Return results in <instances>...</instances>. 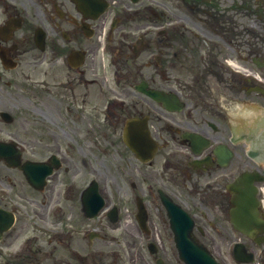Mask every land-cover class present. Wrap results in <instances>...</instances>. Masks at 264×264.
I'll list each match as a JSON object with an SVG mask.
<instances>
[{
  "label": "flooded vegetation",
  "instance_id": "af4514ba",
  "mask_svg": "<svg viewBox=\"0 0 264 264\" xmlns=\"http://www.w3.org/2000/svg\"><path fill=\"white\" fill-rule=\"evenodd\" d=\"M263 33L264 0H0V97L39 98L38 137L53 121L56 143L37 158L24 142L25 161L43 162L20 185L30 195L15 191L18 169H0L13 190L0 203L18 220L29 201L46 207L13 264H187L203 250L264 264V231L235 225L231 188L255 165L233 119L263 120L245 114L264 108ZM96 190L104 204L89 217Z\"/></svg>",
  "mask_w": 264,
  "mask_h": 264
},
{
  "label": "rangeland",
  "instance_id": "374dc122",
  "mask_svg": "<svg viewBox=\"0 0 264 264\" xmlns=\"http://www.w3.org/2000/svg\"><path fill=\"white\" fill-rule=\"evenodd\" d=\"M264 35V33H263ZM33 92L35 91V88L33 87L31 89ZM30 91V90H28ZM27 95V93H26ZM25 94L22 93L20 90H15L12 89L11 90V94L10 95H6V96H2L0 97L2 104L0 105V109H4V110H8V112L13 116V118L15 119L14 121L8 123L7 125L3 122H0V128L2 130H4L5 132L3 133L0 130V134L3 136H7L10 134H15L16 137H18L22 142H27L28 144H31V147L36 150L35 151V156L37 158L42 157L43 155H45L46 153L50 152L51 146L55 147V139H54V128H53V121H51V128L53 129L52 132H46V130H44L45 128H43V133L41 134L40 137H38L39 133H41L39 130L40 127V121L41 118L40 116H43L42 113V108L43 106L41 105V101L38 99H26ZM46 111H49L47 108H45ZM50 111L52 112V109L50 108ZM49 113L46 112L44 113L45 115ZM52 117V113L50 115ZM31 129L34 132V135L32 138L29 137V134L31 132ZM39 130V131H38ZM9 132V133H7ZM28 139V140H27ZM35 139V140H34ZM38 140H41L40 142ZM45 142V143H42ZM46 141L48 143H46ZM46 145V146H45ZM37 146V147H36ZM36 147V148H35ZM41 155V156H40ZM22 157L23 160L26 157V152L22 153ZM88 159V157H87ZM0 169L3 173H10L11 170H8L5 165L3 163L0 162ZM17 174L14 175V179L15 177L18 175L19 179L14 180L16 183H18L19 186L14 185L15 191H21V192H26L28 193V195H30V191L29 189L24 186V188H21L20 185H22V183H25V176L24 173H22L21 171H14ZM89 174V173H88ZM84 177H81V179H83ZM16 194V193H15ZM42 195L40 196V199L42 198ZM27 207L28 209L26 211H21L19 213V220L16 222V224L14 225V227L10 230L11 232H9L5 238L3 240L0 241V264H4V259H3V251L5 250V245L8 246L7 244L11 242L12 236L16 237L17 239L22 237V234L17 235V231L20 230V225L22 224V222L24 223V220H28V226L29 228H25L24 229V233H33V231L35 230V228L37 227V224H40V222H38L37 220V216H33L32 214H34L36 211L37 212H45L46 211V207L44 206L43 209L41 208V204H34L31 203V201H29L27 203ZM67 213V212H66ZM22 217V218H21ZM68 213L66 215H64L62 218L57 219L56 221L58 223L60 222H64L63 224L66 223V221H68ZM71 222V221H69ZM84 219L82 217H80V220L77 221L76 223L81 224L84 223ZM75 223V222H74ZM57 224V223H56ZM60 225V224H58ZM23 234V236L25 235ZM37 234H40L39 232ZM44 235L43 233H41L40 236ZM39 236V237H40ZM48 235H46L47 237ZM15 238V240L12 242V244H10V247H12L17 239ZM38 238V237H37ZM44 237H40V239H38L37 243H44ZM13 240V239H12ZM71 244L75 247L74 245V241L71 242ZM35 246V245H34ZM45 246V245H44ZM66 247V246H65ZM62 247L59 246V250ZM59 253H61V251H59ZM66 253V252H65ZM65 253L61 254L62 258L64 257ZM53 256H57L59 258V256L56 254V251L54 252ZM11 263L13 264L14 262H17V259H10Z\"/></svg>",
  "mask_w": 264,
  "mask_h": 264
},
{
  "label": "water",
  "instance_id": "95a60500",
  "mask_svg": "<svg viewBox=\"0 0 264 264\" xmlns=\"http://www.w3.org/2000/svg\"><path fill=\"white\" fill-rule=\"evenodd\" d=\"M8 162L10 163V165H17L18 162L14 159L10 160L8 159ZM251 176V174L249 173H245L242 177V178H245V177H249ZM240 184V187H245L246 186V183L244 182H239ZM14 221V217L13 215H9L7 213H5L1 208H0V235H1V232H3V230H6V229H9L11 227V224L13 223ZM190 264H195V261H193L192 259L190 260Z\"/></svg>",
  "mask_w": 264,
  "mask_h": 264
},
{
  "label": "bare ground",
  "instance_id": "6f19581e",
  "mask_svg": "<svg viewBox=\"0 0 264 264\" xmlns=\"http://www.w3.org/2000/svg\"><path fill=\"white\" fill-rule=\"evenodd\" d=\"M238 67H243V66H241V65H238L237 63H235Z\"/></svg>",
  "mask_w": 264,
  "mask_h": 264
}]
</instances>
